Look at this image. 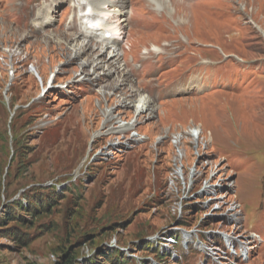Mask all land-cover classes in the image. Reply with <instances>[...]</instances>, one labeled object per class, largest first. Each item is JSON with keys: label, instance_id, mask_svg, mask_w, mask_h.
Instances as JSON below:
<instances>
[{"label": "rangeland", "instance_id": "rangeland-1", "mask_svg": "<svg viewBox=\"0 0 264 264\" xmlns=\"http://www.w3.org/2000/svg\"><path fill=\"white\" fill-rule=\"evenodd\" d=\"M125 1L122 41L106 53L117 55L116 71L101 75L104 82L95 86L104 95L93 99L81 81L93 65L82 76L76 71L94 54L69 60L71 51L56 42L80 32L76 0H0V217L22 195H59L51 214L28 230L27 246L15 245L0 230V264H68L69 252L76 257L72 264H101L100 251H119L131 264H264V0H159L168 8L157 20L148 0ZM43 5L48 14L37 18ZM46 15L47 25L41 23ZM132 89L162 101L160 127L192 121L211 138L212 156L201 152L199 166L204 178H212V189L192 199L183 220L169 201L181 179L173 147L163 146L160 156L173 170L160 175L157 164V181L151 182L154 162L161 161L149 151L156 115L139 130L147 143L123 151L118 138L109 162L92 155L86 161L89 139L111 103L105 92L125 96ZM117 112L132 114L125 107ZM106 137L96 140L94 153L116 144L117 137ZM192 162L187 148L184 165ZM220 231L233 238L229 249L215 234ZM168 237H177L178 245L168 246Z\"/></svg>", "mask_w": 264, "mask_h": 264}, {"label": "bare ground", "instance_id": "bare-ground-1", "mask_svg": "<svg viewBox=\"0 0 264 264\" xmlns=\"http://www.w3.org/2000/svg\"><path fill=\"white\" fill-rule=\"evenodd\" d=\"M67 1H72V0H54V3L62 4ZM148 1L156 8L154 12H152V15L155 16L156 20L162 17L163 15H165V11L167 12V8H168L165 2L163 4H160L159 0H148ZM78 2L79 3L77 4L76 7L80 8L79 11L81 16L80 20L84 19V21L90 24L99 25L100 28L98 30H92V31L88 29H80L79 33L75 35H69L70 40L66 39L67 41L63 42L62 40L56 39V42L59 46H64V48L71 51L72 55L70 56L69 60H73V59L78 60V58L82 57L83 54H85L86 52H90L94 54L90 56V58L88 59H82L83 61L81 60L82 63L78 66V71L76 72L81 73L82 76V74L85 73L84 70L90 65L91 66L93 65L92 70L89 73H86V79L90 82H95L97 81V79L100 78L99 71H103L104 72L103 75H111L115 70V68L113 67L112 60L116 58V54L112 53L106 55V53L107 50L109 49V45L111 41H115L116 36L121 35V25L123 26V24L126 22L123 21L122 19V16H124V5L126 1L119 0L113 2L108 0H78ZM140 2H145V0H140ZM87 4L91 9V13H92L91 16L85 15L84 10H82V8ZM46 12L48 13L47 10L44 11V8L43 10L42 9L39 10L37 12V18L41 17L42 14H46ZM45 18L48 19H46L44 23L43 22L41 23L46 25L51 23L50 22L51 20L48 17V15H46ZM106 18H107V22H105ZM113 20H115V22ZM113 23L114 25H112ZM69 30H75V25L71 24L69 26ZM106 31L112 34L113 37L111 39L105 38ZM32 74L35 77H37L36 76L37 74L38 77L42 79L41 74L37 70L33 71ZM132 102H133L132 100L127 101L128 106H130L131 109L134 111L132 117L138 115V113H140L139 115H145L144 113L145 109L146 108L148 110L150 109V104L146 100L136 101L134 104H132ZM106 115L107 117H109L108 114ZM125 128L128 129L129 126ZM180 164H181L180 166L176 167V170L182 169L183 165L182 163Z\"/></svg>", "mask_w": 264, "mask_h": 264}, {"label": "trees", "instance_id": "trees-1", "mask_svg": "<svg viewBox=\"0 0 264 264\" xmlns=\"http://www.w3.org/2000/svg\"><path fill=\"white\" fill-rule=\"evenodd\" d=\"M17 154L19 156V151L18 153L15 152L12 158L13 162ZM36 191L43 192L41 189H36ZM58 197L59 195L56 191L40 193L33 198L29 197L27 194L22 195L19 202H10L3 211V216L0 217V230L8 233L7 237L11 238L15 245L27 246L31 240L30 235H27L28 230L34 228L39 224L40 220L45 218L48 214H51L54 208L53 205L55 204L54 199ZM149 249L154 250L155 247L152 245ZM64 255L65 262L68 264H72L73 261L76 260L72 252L64 253ZM99 257L100 259L98 258V260L102 261L101 264H131L128 258L124 257L119 251H113L111 254L106 251L103 253L100 251Z\"/></svg>", "mask_w": 264, "mask_h": 264}]
</instances>
